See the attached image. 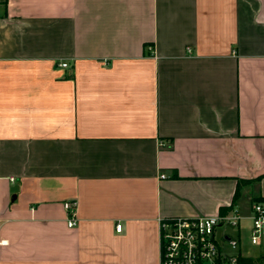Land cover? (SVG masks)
Instances as JSON below:
<instances>
[{
	"label": "crops",
	"instance_id": "obj_1",
	"mask_svg": "<svg viewBox=\"0 0 264 264\" xmlns=\"http://www.w3.org/2000/svg\"><path fill=\"white\" fill-rule=\"evenodd\" d=\"M256 202L264 0L2 2L0 264H160L162 220L232 212L258 259Z\"/></svg>",
	"mask_w": 264,
	"mask_h": 264
},
{
	"label": "built area",
	"instance_id": "obj_2",
	"mask_svg": "<svg viewBox=\"0 0 264 264\" xmlns=\"http://www.w3.org/2000/svg\"><path fill=\"white\" fill-rule=\"evenodd\" d=\"M4 0H0V5ZM67 68V64H60ZM68 213V227L78 225L77 203H64ZM242 217L237 212L215 217L169 218L160 222V264H240L242 238L233 236L225 229L240 230ZM117 232L122 226H117ZM248 240L264 257V203L252 206Z\"/></svg>",
	"mask_w": 264,
	"mask_h": 264
},
{
	"label": "rangeland",
	"instance_id": "obj_3",
	"mask_svg": "<svg viewBox=\"0 0 264 264\" xmlns=\"http://www.w3.org/2000/svg\"><path fill=\"white\" fill-rule=\"evenodd\" d=\"M243 252H244V254H251V255H258V254H260L259 251H258V249L254 248V247H252L250 245L249 240H248V234H247L246 230L244 231Z\"/></svg>",
	"mask_w": 264,
	"mask_h": 264
},
{
	"label": "trees",
	"instance_id": "obj_4",
	"mask_svg": "<svg viewBox=\"0 0 264 264\" xmlns=\"http://www.w3.org/2000/svg\"><path fill=\"white\" fill-rule=\"evenodd\" d=\"M6 1V0H4ZM239 192V189L237 193ZM236 193V196H237ZM240 264H264V257L258 258V259H252V258H241L240 259Z\"/></svg>",
	"mask_w": 264,
	"mask_h": 264
}]
</instances>
